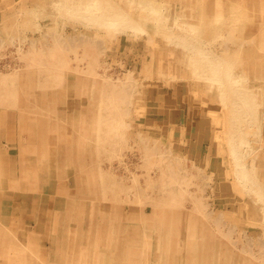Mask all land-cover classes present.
<instances>
[{
	"label": "rangeland",
	"instance_id": "rangeland-1",
	"mask_svg": "<svg viewBox=\"0 0 264 264\" xmlns=\"http://www.w3.org/2000/svg\"><path fill=\"white\" fill-rule=\"evenodd\" d=\"M110 3L0 0V264H264V0Z\"/></svg>",
	"mask_w": 264,
	"mask_h": 264
},
{
	"label": "bare ground",
	"instance_id": "bare-ground-1",
	"mask_svg": "<svg viewBox=\"0 0 264 264\" xmlns=\"http://www.w3.org/2000/svg\"><path fill=\"white\" fill-rule=\"evenodd\" d=\"M95 2L97 4L96 9H98V12L94 11L92 13H88L90 15L88 17L89 19H91L95 22H98V19H96L98 17V18H101L103 20H106V21H109V22L115 24L117 20H121V17H123V18L125 17L124 12L121 11L122 9L119 10L120 8L111 4L110 0H95ZM89 8H90V6H89ZM172 172H173V170H172Z\"/></svg>",
	"mask_w": 264,
	"mask_h": 264
}]
</instances>
